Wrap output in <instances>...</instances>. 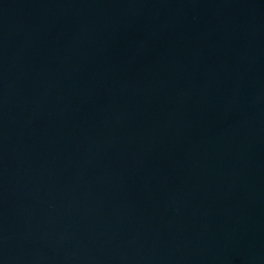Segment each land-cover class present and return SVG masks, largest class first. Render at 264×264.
I'll return each mask as SVG.
<instances>
[{
  "label": "water",
  "instance_id": "1",
  "mask_svg": "<svg viewBox=\"0 0 264 264\" xmlns=\"http://www.w3.org/2000/svg\"><path fill=\"white\" fill-rule=\"evenodd\" d=\"M0 264H264V0H0Z\"/></svg>",
  "mask_w": 264,
  "mask_h": 264
}]
</instances>
